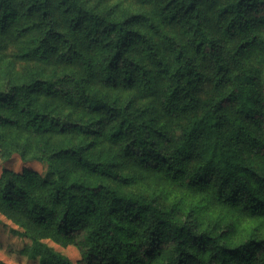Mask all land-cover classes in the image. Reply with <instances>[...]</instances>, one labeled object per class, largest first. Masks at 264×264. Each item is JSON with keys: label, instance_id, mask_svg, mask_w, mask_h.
<instances>
[{"label": "trees", "instance_id": "obj_1", "mask_svg": "<svg viewBox=\"0 0 264 264\" xmlns=\"http://www.w3.org/2000/svg\"><path fill=\"white\" fill-rule=\"evenodd\" d=\"M129 1L0 0V156L46 164L43 176L0 181V205L27 227L12 230L30 239L19 253L39 264H264V0ZM157 107L185 114L176 132L155 127ZM99 137L142 175L196 190L195 210L213 221L105 182L130 177L91 153Z\"/></svg>", "mask_w": 264, "mask_h": 264}, {"label": "rangeland", "instance_id": "obj_2", "mask_svg": "<svg viewBox=\"0 0 264 264\" xmlns=\"http://www.w3.org/2000/svg\"><path fill=\"white\" fill-rule=\"evenodd\" d=\"M118 1H123L124 6L130 4L134 5L129 0ZM254 53L255 52H252L251 55ZM5 59L7 60V58ZM14 66L21 73L29 67L26 63H14ZM207 89L208 85H203V91ZM136 94L139 93L135 91V95ZM151 96L152 95L140 96L137 99V103L140 102L144 104L150 100ZM65 110L71 112L72 114L76 112L74 109ZM154 112L155 123L153 124L155 127L167 129L171 132H176L178 125L185 119V114H170L161 107H157ZM254 130L258 133H264L260 129V126L254 128ZM55 137H58V135H53V138ZM87 143L90 145L91 153L98 156L96 158H101L103 155H106L108 159L116 163L119 171H122V173L127 174L130 177L126 183L104 178L105 182L119 190L134 193L139 192L148 196H154L163 205L174 206L177 209V213L180 215L192 212L194 213V218L198 224L200 223L201 225H205L210 221H213L214 216L210 213V211L199 207L195 210V204L199 198V193L196 190L181 186L178 183L176 184L165 178L164 175L155 174L154 172H150L152 174L142 175V170L137 165L132 164V159H134L133 157L130 158L119 155L121 147L120 143L113 144L102 137H99L96 140H92V138H90L87 140ZM247 153H250V151H246V155ZM248 155L249 157L251 156V154ZM23 170H29L34 174L43 176L46 171V164L33 159L22 160L16 154H12L8 158L0 156V181L4 179L5 175L13 177L14 175L23 173ZM73 173L75 175H84L82 171L79 172L77 169H75ZM90 178L93 180L100 179L96 175H92ZM90 178L88 179L90 180ZM176 202L179 203V206H177ZM18 219H16L15 214H10L0 205V259L10 264H39L38 259H32L19 253V251L27 243H29L30 239L29 237L15 234L12 231L13 229L26 231L25 229L27 227L23 224V221ZM231 235V239L238 240L241 237V232L234 231ZM44 241L54 249L64 253L71 261H76L81 257L80 249L73 243L55 242L50 238H44Z\"/></svg>", "mask_w": 264, "mask_h": 264}]
</instances>
